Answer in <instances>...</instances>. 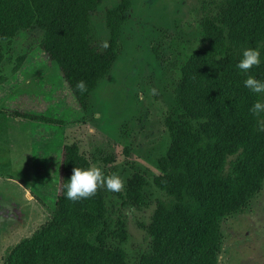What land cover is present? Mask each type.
<instances>
[{
	"label": "trees",
	"instance_id": "trees-1",
	"mask_svg": "<svg viewBox=\"0 0 264 264\" xmlns=\"http://www.w3.org/2000/svg\"><path fill=\"white\" fill-rule=\"evenodd\" d=\"M194 1L200 3L201 39L180 69L175 95L180 112L176 119L167 116L163 121L169 146L153 179L161 197L146 229L149 248L134 264H218L221 223L243 212L264 185V115L254 117L249 111L258 95L244 87L247 76L235 67L243 49L257 48L261 63L248 74L264 80V0ZM101 4L0 0V44L39 30V49L57 66L82 111L119 56L121 30L131 9V2L122 0L106 10L108 41L99 51L92 46L90 19ZM5 60L0 49V65ZM23 60H16L13 74ZM81 80L84 93L75 88ZM6 82L0 77V86ZM91 166L79 141L65 138L51 219L16 245L5 264H130L121 248L106 244L112 233L107 232L101 187L89 198L66 199L73 168ZM145 187L144 177L134 173L122 194H116L123 206L138 210L146 205ZM114 227L124 243L122 220L116 219Z\"/></svg>",
	"mask_w": 264,
	"mask_h": 264
},
{
	"label": "rangeland",
	"instance_id": "rangeland-1",
	"mask_svg": "<svg viewBox=\"0 0 264 264\" xmlns=\"http://www.w3.org/2000/svg\"><path fill=\"white\" fill-rule=\"evenodd\" d=\"M121 1L102 0L91 16V42L99 51L108 41L105 12ZM129 1L119 56L90 94L85 111L39 49V30L0 44L6 59L0 77L7 79L0 86V264L50 221L61 149L71 136L105 176L117 174L125 182L134 173L144 177L142 209L123 206L116 193L101 189L112 233L107 246L121 248L130 264L149 248L146 229L161 197L153 179L169 146L163 121L180 112L175 100L180 69L200 42L202 14L194 0ZM18 58L24 60L13 74ZM118 218L124 243L114 227ZM218 264H264V185L243 212L221 223Z\"/></svg>",
	"mask_w": 264,
	"mask_h": 264
},
{
	"label": "clouds",
	"instance_id": "clouds-1",
	"mask_svg": "<svg viewBox=\"0 0 264 264\" xmlns=\"http://www.w3.org/2000/svg\"><path fill=\"white\" fill-rule=\"evenodd\" d=\"M261 63L260 51L257 48H245L242 50L241 58L235 65L247 78L243 85L251 93L257 94L258 99L252 104L249 111L254 117L264 115V80L249 75L251 69L258 67ZM75 88L80 93L87 91L84 81H78ZM125 185V181L117 174L105 176L99 167L91 166L86 169L74 167L72 175L65 185L66 199L77 201L94 195L99 187L109 192L118 193Z\"/></svg>",
	"mask_w": 264,
	"mask_h": 264
}]
</instances>
